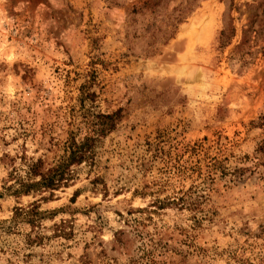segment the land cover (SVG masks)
Returning a JSON list of instances; mask_svg holds the SVG:
<instances>
[{
	"label": "rangeland",
	"instance_id": "1",
	"mask_svg": "<svg viewBox=\"0 0 264 264\" xmlns=\"http://www.w3.org/2000/svg\"><path fill=\"white\" fill-rule=\"evenodd\" d=\"M115 111L67 187L5 191L11 158L49 166L92 113ZM33 202L53 214L29 247L9 219ZM142 250L139 264H264V0H0V264Z\"/></svg>",
	"mask_w": 264,
	"mask_h": 264
},
{
	"label": "trees",
	"instance_id": "2",
	"mask_svg": "<svg viewBox=\"0 0 264 264\" xmlns=\"http://www.w3.org/2000/svg\"><path fill=\"white\" fill-rule=\"evenodd\" d=\"M225 29L220 31V40L224 42L222 38L225 37ZM234 35V30L231 28L230 33L226 38H230ZM86 96L90 95L88 92ZM120 114L118 112H97L92 113L88 133L82 136V138H76L75 134L71 131L65 145V154L57 160L55 163L45 166L44 161L40 158L23 159L22 165L19 167L13 164V158H11L10 165L11 171L9 177L11 183L5 185V191L14 196L30 195V194H42L48 192L47 196H41L43 200L53 196L55 190L67 187L71 181L75 179L76 170L75 166H79L82 163L88 162L89 165L95 163L94 147L96 143L115 129ZM214 166V165H213ZM22 169V172L20 170ZM100 177H94L91 183H97ZM75 195L71 198L73 199ZM165 201L166 204L176 203L173 200ZM163 202L162 200H158ZM163 204V203H162ZM52 212L47 210H41L36 202L31 203L27 207L18 206L15 208V213L9 219V222L13 224L24 223L29 226V232L25 233L23 243L27 246L44 245L48 236L41 233L42 221L45 218H51ZM5 222V221H3ZM2 223V222H1ZM66 222L61 220L59 223L53 224V236L69 238L72 234L71 230L67 229ZM132 237L125 230H118L114 233V249L128 250ZM137 250L143 249L140 246L136 247ZM146 251V250H145ZM144 250L138 258L131 256L129 258V264H139V259H142V254H146ZM29 256V254H26ZM149 264H156L153 259H150ZM74 264H92L87 254H82L76 259Z\"/></svg>",
	"mask_w": 264,
	"mask_h": 264
}]
</instances>
